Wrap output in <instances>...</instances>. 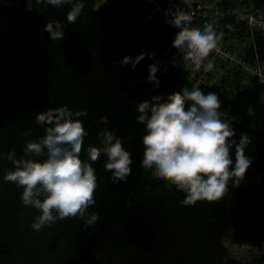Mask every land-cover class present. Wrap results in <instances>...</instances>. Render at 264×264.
<instances>
[{
    "label": "trees",
    "instance_id": "1",
    "mask_svg": "<svg viewBox=\"0 0 264 264\" xmlns=\"http://www.w3.org/2000/svg\"><path fill=\"white\" fill-rule=\"evenodd\" d=\"M28 2L0 0V264H264V85L252 80L243 86L238 74H222L218 85L197 87L217 94L222 118L236 124L237 142L247 132L251 142L245 152L253 163L244 177L229 180L220 200L183 205V191L142 167L146 133L137 107L154 94L166 98L183 87L191 90L199 71L192 79L157 71L160 83L154 88L147 81V55L134 69L119 63L157 51L139 29L135 0H108L97 8L95 0H80L85 6L75 23L66 19L71 4L41 0L36 7L33 0L28 11ZM217 6L221 11L245 6L264 16V0H221ZM228 21L235 28L224 40L245 42L244 57L256 55L264 64V32L251 34L234 17L222 22ZM53 22L66 26L62 40H51L45 31ZM64 106L87 113L79 118L88 133L80 158L88 159L89 147L102 146L100 133L115 132L131 153V173L113 184L101 154L92 162L98 186L87 210L98 221L87 226L69 217L36 231L32 224L41 212L24 206L23 187L4 179L13 169L7 157L15 150L21 158L29 141L46 135L49 125L37 123L39 113ZM231 155L234 160V151ZM226 236L258 254L247 262L233 258L223 244Z\"/></svg>",
    "mask_w": 264,
    "mask_h": 264
},
{
    "label": "clouds",
    "instance_id": "2",
    "mask_svg": "<svg viewBox=\"0 0 264 264\" xmlns=\"http://www.w3.org/2000/svg\"><path fill=\"white\" fill-rule=\"evenodd\" d=\"M32 2H28V11L32 10ZM34 2L37 7L41 0ZM47 3L57 7L71 4L66 17L69 23L76 22L85 6L80 0L76 3L47 0ZM168 22L180 29L173 47L181 53L182 62L193 72L214 70V61L209 56L222 41L223 34L211 24L203 28L195 25L193 14L180 9H176ZM65 27L53 22L46 25L45 31L51 40H62ZM146 55L152 59L154 53L141 52L135 58L125 56L119 63L131 64L134 69ZM157 71L158 62L149 65L147 81L154 88H159L160 83ZM217 74L222 75V70H217ZM220 107L221 101L215 92L205 94L196 87L191 90L183 87L166 98L154 94L137 107L138 123L145 125L146 133L142 139V167L183 191V205L220 200L228 190L229 180L244 177L253 163L245 152L251 138L247 132H241L237 142V132L233 124L222 119ZM248 114L254 115L251 107ZM86 115L82 111L73 112L67 106L49 108L36 117L38 124L49 125L46 135L38 141H29L21 158L15 157V150L8 154L13 169L6 172L4 179L23 187L24 206L40 210L41 214L32 224L36 231L69 217L85 220L87 226L98 221V214L87 210L95 203L94 192L98 186L92 162L101 154L107 156L105 170L111 172L113 184L125 182L131 173V153L125 150L115 132L100 133L102 146L89 147L88 159L80 158L88 133L79 118ZM101 122L107 124V117H102ZM37 157L43 159L38 161Z\"/></svg>",
    "mask_w": 264,
    "mask_h": 264
},
{
    "label": "built area",
    "instance_id": "3",
    "mask_svg": "<svg viewBox=\"0 0 264 264\" xmlns=\"http://www.w3.org/2000/svg\"><path fill=\"white\" fill-rule=\"evenodd\" d=\"M139 3V10L135 14L139 19V29H147L149 32L157 28L163 31L162 45L159 53L163 58L173 57L179 50L173 47V42L179 28L174 27L168 21L172 19V14L176 9L187 11L193 14V22L201 28L211 24L218 33L223 34V39L218 43V47L210 53L209 59L214 61V70L204 72L199 71L194 81L193 87H198L210 77H217V70H222L224 75L238 74L241 76L242 85L246 86L252 80L264 85V64L255 55L246 59L243 51L245 42H240L230 38L225 41L224 37L229 32L234 31V26L230 21L224 23V19L234 17L235 23L245 22L249 32H264V16H257L249 8L242 6L239 10L221 11L217 4L221 0H135ZM187 27V25H185ZM229 37V36H228Z\"/></svg>",
    "mask_w": 264,
    "mask_h": 264
},
{
    "label": "rangeland",
    "instance_id": "4",
    "mask_svg": "<svg viewBox=\"0 0 264 264\" xmlns=\"http://www.w3.org/2000/svg\"><path fill=\"white\" fill-rule=\"evenodd\" d=\"M107 1L108 0H95V8L106 3ZM143 33H146L147 36H149L150 40L157 44V51L154 54L153 58L152 59L147 58L148 66L152 63L158 62V71L177 72L179 74L187 73L189 74L191 79L193 78V76H195L197 72H193L190 66L181 64L182 63L181 53H177L173 57H168V58H163L160 55L159 49L161 48L162 37H163V31L160 28H157L150 32L149 31L147 32V29H144ZM204 83L208 85H213V84L218 85L219 81L215 77H210ZM262 100L264 102V96ZM221 117L224 116L221 115ZM224 120L233 124V127H236L235 122L232 121L231 119L225 118ZM223 244L228 249L230 255L241 262H247L252 257L258 254V251L255 247L235 242L230 236H226L223 239Z\"/></svg>",
    "mask_w": 264,
    "mask_h": 264
},
{
    "label": "crops",
    "instance_id": "5",
    "mask_svg": "<svg viewBox=\"0 0 264 264\" xmlns=\"http://www.w3.org/2000/svg\"><path fill=\"white\" fill-rule=\"evenodd\" d=\"M147 32H148V30H147ZM181 64H182V65H184V63H183V62H182Z\"/></svg>",
    "mask_w": 264,
    "mask_h": 264
}]
</instances>
